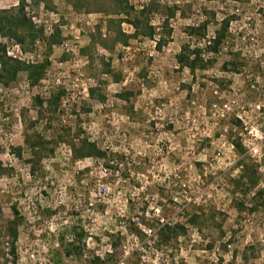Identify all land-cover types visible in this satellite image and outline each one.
<instances>
[{"label":"rangeland","instance_id":"rangeland-1","mask_svg":"<svg viewBox=\"0 0 264 264\" xmlns=\"http://www.w3.org/2000/svg\"><path fill=\"white\" fill-rule=\"evenodd\" d=\"M128 4L0 0L36 35L0 33V264H264V0ZM85 140L105 159L75 158Z\"/></svg>","mask_w":264,"mask_h":264},{"label":"trees","instance_id":"trees-1","mask_svg":"<svg viewBox=\"0 0 264 264\" xmlns=\"http://www.w3.org/2000/svg\"><path fill=\"white\" fill-rule=\"evenodd\" d=\"M37 1L38 3H44V4L46 2V0H37ZM67 1L72 5L74 9H78L79 7H81V4L83 3V1H87V0H67ZM229 1H233V0H229ZM112 2L115 4L116 9H117L116 12L114 13L115 15H122V14L126 15V13L128 14V10L131 9V7L128 4V0H112ZM2 14H4V12H0V33L4 35H11L17 38L18 41L24 42L26 37L24 36L19 37L17 34L18 29H20L21 27L23 29L25 28L28 30V38L30 39V41H34L36 39V35L32 32V28L28 26V22L26 21L24 16L19 14L18 16L11 18V17H3ZM141 14L143 15L145 14V12H142ZM123 21L124 20L122 19H119L117 21L118 32L115 36L114 43L125 46L127 44V37L124 34H122L119 28L120 24ZM110 23H113V20H111ZM132 23L136 29H139L138 20H135ZM205 27L206 25H204V30H205ZM227 27H228V22L223 21L221 23L220 30H218L215 35V38L211 40V42H209L210 44L207 47L208 50L214 53L218 51V48L220 47V45L225 39V33L227 31ZM147 35L149 37H152L153 35L152 30L149 33H147ZM204 37H205V34H204ZM103 47H107V46H103ZM177 60L180 64L187 67L191 71L194 70L195 60H190L189 57L186 56L185 54L181 53L178 56ZM9 62H11L12 64H8ZM1 64H2V68L4 72L9 76H12L17 72H25L27 74V78L29 82L32 84H37L41 80V77L44 71L43 69L45 66V64L28 65V64L16 61V60H11V59L5 58V54L1 56ZM233 145L234 147L239 149L238 144L234 143ZM71 147L73 151V156L75 158L82 159V158L95 157V158L105 159V155L97 148L96 144L90 143L86 140L82 141L78 147H76L74 144H72ZM248 165L249 164L247 162L242 164V174H241L242 182H238V183L240 185L242 184L241 186L247 188V193L249 192L251 193L253 192V190H256V188L258 187V181L256 177L257 171L255 170V171L250 172V166ZM253 194H254V198L260 200L261 204L264 205V190H260V189L256 190ZM179 228L183 229L179 225H174L173 227H171L169 224L164 225L158 233L160 242L164 245H168L171 239L170 238L171 236L169 233ZM66 252L67 254H69L70 250H67Z\"/></svg>","mask_w":264,"mask_h":264},{"label":"built area","instance_id":"built-area-1","mask_svg":"<svg viewBox=\"0 0 264 264\" xmlns=\"http://www.w3.org/2000/svg\"><path fill=\"white\" fill-rule=\"evenodd\" d=\"M7 245V244H6ZM6 251H8L7 249H6ZM6 255H8V254H6ZM34 256L33 255H31V258H33Z\"/></svg>","mask_w":264,"mask_h":264}]
</instances>
